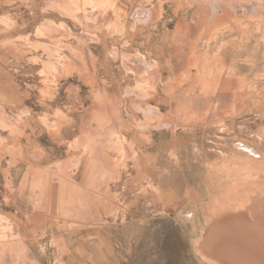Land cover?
<instances>
[{"label":"rangeland","instance_id":"1","mask_svg":"<svg viewBox=\"0 0 264 264\" xmlns=\"http://www.w3.org/2000/svg\"><path fill=\"white\" fill-rule=\"evenodd\" d=\"M263 8L0 0V264H224L214 214L264 195Z\"/></svg>","mask_w":264,"mask_h":264},{"label":"bare ground","instance_id":"2","mask_svg":"<svg viewBox=\"0 0 264 264\" xmlns=\"http://www.w3.org/2000/svg\"><path fill=\"white\" fill-rule=\"evenodd\" d=\"M222 210L213 216L217 222L207 236L206 251L224 264H264V195L252 197L245 208Z\"/></svg>","mask_w":264,"mask_h":264}]
</instances>
